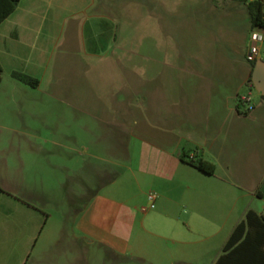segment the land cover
<instances>
[{
	"label": "crops",
	"instance_id": "1",
	"mask_svg": "<svg viewBox=\"0 0 264 264\" xmlns=\"http://www.w3.org/2000/svg\"><path fill=\"white\" fill-rule=\"evenodd\" d=\"M105 1L112 6L105 12L120 13L121 6L133 10L130 0L128 4L125 0ZM198 1L188 0L187 3L193 4L192 12L198 10L199 6L194 5ZM13 2L14 9L0 19V103L4 93L10 94L12 102L20 103L23 100L20 91H23L28 99L41 100L48 106L49 97L57 98V92H88L87 74L81 76L79 88L54 84L43 87L42 81L52 60L57 59L56 54L71 51L59 46L77 41L79 30L85 28L89 19L97 31L91 41L94 47L121 42L118 38L124 26L116 17L106 16L102 9L101 15L89 14L90 8L104 1L0 0V18ZM248 2L210 0L212 9L239 14L237 21L244 42L240 44L239 61L235 62L240 64L231 63L230 68L220 71L181 68L155 72L172 85L160 87L166 93L159 104L160 117L144 120V134L133 131L140 120L134 119L130 124L118 114L113 119L96 115L95 122L84 120L82 128L92 135L90 139L97 142L96 147L107 146L114 156L120 158L123 154L128 158L129 185L139 188L142 200L148 188H156L158 193V205L154 206L158 208L143 210L135 201L134 191L128 190L126 194L125 189L112 188L111 192L103 193L93 189L90 199L76 209L80 211L75 228L86 241H99L115 253H129L149 264H202L210 260L209 264H213L221 253L219 248L247 209L254 208L264 214V95L254 84L263 99L254 103L251 110L240 101V97L250 94L243 93L242 89L250 86L248 80L253 71L252 61L247 58L252 28ZM180 3V0L143 1L147 59L154 60L159 54L165 56L167 13L170 4ZM82 14H88L87 20L82 21ZM82 42L86 44L84 38ZM156 45L159 47L155 51ZM91 52L100 60L105 57L96 50ZM14 70L37 76L40 82L26 83L13 75ZM156 75L149 69L145 71L146 77ZM239 76L241 80H236ZM71 98L68 95L59 99L63 107L77 108L87 115L94 106L106 105L75 102ZM127 130L131 135L127 136ZM182 149L190 154L202 153L212 160L216 165L215 174H206L183 161L178 154ZM95 156L101 155L95 153ZM91 168L93 174L105 171L102 163H95ZM119 176L122 172L113 173L106 185H113ZM21 180L20 183L0 181V237L25 235L26 206L31 211L34 228L41 224L42 211L34 198L47 197L44 192L41 196L35 190L30 192L25 187L24 176ZM82 187L84 190L89 185L83 181ZM69 197L72 207L78 203V194L70 191ZM132 237L136 238L134 243L130 242ZM168 240L179 244L176 248L163 244ZM211 253H216L215 257Z\"/></svg>",
	"mask_w": 264,
	"mask_h": 264
},
{
	"label": "rangeland",
	"instance_id": "2",
	"mask_svg": "<svg viewBox=\"0 0 264 264\" xmlns=\"http://www.w3.org/2000/svg\"><path fill=\"white\" fill-rule=\"evenodd\" d=\"M103 1L90 8L89 14L101 15V9L109 11L112 6ZM125 1L129 3V0ZM132 1H136L135 4ZM143 1L130 0V8L133 7V10L121 6L120 13L104 11L106 16L116 17L124 26L120 30L121 37L118 38L121 42L97 44L94 47L91 41L97 31L91 19L87 20L88 14H82V21L87 22L85 28L79 30V39L59 46L71 51L56 54L57 59L52 60L42 81L43 87L54 84L79 88L81 76L87 74L88 92H57V98L49 97L51 102L48 106L41 100L33 102L28 99L23 91H20L23 93L20 103L12 102L9 93L2 95L0 181L20 183L24 176L25 187L30 192H39L40 196L44 192L47 199L34 198L42 211L39 227L34 228L32 225L31 211L26 206L25 235L0 237V264H149L143 259L131 257L129 253H115L99 241L88 242L75 228V218L80 211L76 209L90 199L88 196L93 189L103 193L111 192L112 188L125 189L126 194L128 190L130 193L134 191V194L137 193L135 201L139 203V209L149 204L147 194L150 190L157 192L156 188H148L145 190V199L142 200L139 188L129 185L128 158L123 154L120 158L114 156L107 146L104 149L96 147L97 142L91 141L92 135L84 131L82 123L86 119L95 122L96 115L113 119L118 114L120 119L130 124L134 119L140 120L133 131L144 134V120L148 117H160L159 104L163 101L162 97H166L160 87L172 85L155 72L181 68L201 71L230 68L231 63L240 64L235 61H239L237 57L240 56V44L244 39L237 21L239 14L222 8L212 9L210 0H199L194 4L195 7L199 6L198 10L192 12L193 4L187 3L188 0H180L179 5L170 4L167 13L165 56L161 57L159 54L154 60L147 59L144 44L146 13ZM83 38L86 44L82 42ZM153 47L156 51L159 46ZM93 50L105 56L104 59L94 57L91 52ZM258 56L264 59V39L259 42ZM146 69L153 71L156 76L146 77ZM235 79L241 80V77ZM22 86L31 88L28 85ZM242 92H250L252 97L250 101H243L242 105L245 107L263 99L254 86L245 89L243 87ZM37 94L48 98L43 93ZM68 95L75 102L87 101L90 104L106 105L94 106L87 115L80 109L63 107L59 98H66ZM105 129L108 132L106 126ZM126 134L131 135L130 130ZM95 153L101 156L97 157ZM95 163H102L105 171L93 174L91 167ZM117 171L122 172V176L113 185H106ZM83 181L89 188L82 189ZM70 191L78 194V203L73 207ZM142 201L144 204H140ZM155 203L158 205V200ZM37 205L34 207L37 208ZM157 208L158 206L153 207L152 210ZM71 211L74 214H70ZM135 239L132 237L130 242L134 243ZM163 244L176 248L179 243L168 240L163 241ZM222 246L219 248L220 252ZM215 255L216 253H211L212 257ZM211 261L202 264H209Z\"/></svg>",
	"mask_w": 264,
	"mask_h": 264
},
{
	"label": "trees",
	"instance_id": "3",
	"mask_svg": "<svg viewBox=\"0 0 264 264\" xmlns=\"http://www.w3.org/2000/svg\"><path fill=\"white\" fill-rule=\"evenodd\" d=\"M17 1V0H14ZM15 7L13 2L10 7L1 15L4 18ZM248 9L252 26L264 25V15L261 0H249ZM256 60L252 61V68ZM13 75L20 80L35 85L40 78L30 73L14 70ZM2 80V68L0 66V83ZM250 86H254L252 72L249 77ZM243 104L244 97H240ZM180 158L195 166L206 174H215V163L205 157L202 153L190 154L182 149L178 152ZM213 264H264V214L254 208L247 209L245 216L240 219L222 246V251Z\"/></svg>",
	"mask_w": 264,
	"mask_h": 264
},
{
	"label": "built area",
	"instance_id": "4",
	"mask_svg": "<svg viewBox=\"0 0 264 264\" xmlns=\"http://www.w3.org/2000/svg\"><path fill=\"white\" fill-rule=\"evenodd\" d=\"M261 5H262V11L264 15V0H261ZM250 38L251 42L249 45V50L247 53V58L250 61L256 60L259 54V42L264 39V25L262 26H252L251 31H250ZM252 99L251 95H246L244 96V100L250 101ZM254 107L252 103H249L248 109L251 110ZM149 204L143 205L142 209L147 210L149 207H154L155 206V200L158 196V193L156 191L150 190L147 194Z\"/></svg>",
	"mask_w": 264,
	"mask_h": 264
},
{
	"label": "water",
	"instance_id": "5",
	"mask_svg": "<svg viewBox=\"0 0 264 264\" xmlns=\"http://www.w3.org/2000/svg\"><path fill=\"white\" fill-rule=\"evenodd\" d=\"M252 79L256 88L264 95V59L257 58L252 71Z\"/></svg>",
	"mask_w": 264,
	"mask_h": 264
}]
</instances>
